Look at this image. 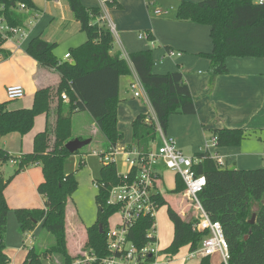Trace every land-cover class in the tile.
<instances>
[{"label":"trees","instance_id":"16d2710c","mask_svg":"<svg viewBox=\"0 0 264 264\" xmlns=\"http://www.w3.org/2000/svg\"><path fill=\"white\" fill-rule=\"evenodd\" d=\"M66 2L79 24V31L87 37L85 43L70 50L69 61L58 60L54 54L57 45L41 38L33 39L26 49V54L39 67L53 70L59 75L57 88L53 91L46 88L37 90L32 106L28 109L9 110L11 101L0 103V138L11 134L25 136L32 130L36 117H49L50 111H54L53 123L46 122L44 131L35 135L29 154L13 157L0 148V164L7 165L12 158L17 161L12 176L5 179L0 175V264L9 263L4 254L9 212L4 190L15 175L35 165L41 168L43 176L37 193L45 200L44 208L15 210L18 231L21 234L32 232L40 223L42 230L52 235L54 244L40 253L34 247L30 248L22 264H41L42 260H52L53 257L60 264H71L76 258L69 252L65 222L68 199L78 188L74 174L64 172V163L71 156L65 144L74 139L70 115L79 111L88 112L108 148L115 147L122 139L117 129L119 79L129 75L128 66L121 54L114 51V39L101 21L100 8H87L80 0ZM20 5H24L26 10L35 7L33 0H0V17L9 26L24 29L25 15L19 10ZM106 6H115V1L106 0ZM174 19L210 27L212 51L205 57L209 59L208 73L212 78L227 74V58L264 59V0L262 4L255 0L181 2ZM4 42L0 40V54L7 57L8 54L2 50ZM129 59L162 130H166L170 116L195 113L190 90L179 71L166 75L154 74L151 50L131 54ZM54 93L59 97L58 100L65 95L66 105L60 100L56 106H52ZM145 119L146 115H139L133 120L132 144L149 151L156 133L154 126L146 123ZM213 136L217 139V146L225 148L239 146L247 134L238 129H221L214 131ZM89 153L74 154L80 155V167L84 164L83 158ZM195 158L201 160L192 166L194 176H204L206 180L198 200L209 219L221 225L228 246V264H264V168H219L203 155H196ZM100 175V180L94 183L99 186L96 188L97 220L85 231L83 250H91L98 258H105L110 256L105 234L108 219L113 214V210L106 205V198L108 183H117L115 166L101 165ZM184 192L185 185L177 176L175 188L166 194ZM156 201L158 208L165 204L160 191ZM167 215L173 226V239L161 254L172 258L183 247H188L189 252L196 251L207 234L193 230L200 220L198 213L186 220L168 208ZM252 216H255L253 223L250 222ZM150 227L151 220L139 221L131 230L129 241L137 248H142L148 243L146 234ZM152 260V257H148L142 264ZM198 264H211L210 257L200 259Z\"/></svg>","mask_w":264,"mask_h":264},{"label":"crops","instance_id":"0c3cea01","mask_svg":"<svg viewBox=\"0 0 264 264\" xmlns=\"http://www.w3.org/2000/svg\"><path fill=\"white\" fill-rule=\"evenodd\" d=\"M80 1L83 6L87 8H100L102 12L101 21L105 24L108 19L110 25L114 27V31L116 30L118 32V46L117 48L114 46V51H118L121 54V57L125 60L129 69V75L119 79L117 129L122 134L121 140L124 144L120 140L116 146L123 147L133 145V120L139 115L153 113L145 90L129 59L131 54L144 50H151L153 73L156 75H166L171 72L179 71L193 99L195 113L193 115L170 116L167 128L165 131L163 130L167 137L175 141L177 149L187 157L202 155L205 151V145L209 143L213 137L214 131L221 129L243 130L247 136L239 146L225 148L217 147V149H209V152H216L219 157L223 159L226 168H234L236 170H255L264 168V59L227 58L225 61L227 74L212 78L208 73L210 62L209 59L205 57V55L210 54L212 51L210 27L192 22L176 21L174 19L175 11L181 2L197 3L205 0H114L115 6L110 8L106 6V3L103 5L101 3L102 0ZM256 2H258V0ZM33 3L35 5L33 9H25L22 11L25 15V21L28 20L29 22V20L32 19L38 21L41 19L42 12L39 8L42 7L38 5L35 0H33ZM42 6L46 11L51 12V14L53 13V15H57L52 12L53 9L59 11L61 15L59 24L69 19V15L63 10L66 5L64 6L60 0H48ZM169 9H172L173 12H167L160 16L154 14L156 10L167 11ZM49 17L50 14H45L36 26L32 25L33 27L29 25L26 27L24 24L23 30L25 36L22 39L13 37L5 41L2 45V50L6 52L8 56L5 57L3 54H0V103L8 102L5 93L7 87L20 86L24 89L25 93L24 98L20 99H24L23 104L18 105L17 103L14 104V106L8 104L9 110L28 109L32 106L33 97L37 90L46 88L53 91L58 86L59 75L53 70L39 67L37 63L26 54L29 43L35 38H41L51 43V40L42 38L43 30L40 29L42 21L47 20ZM68 23L72 24L74 29L79 31V24L75 19L72 23L71 21H68ZM141 31H143V33L139 34ZM144 33L151 36L152 40L148 38L149 41H146L138 38L139 35ZM64 34L67 39L73 37V34H71L69 30H65ZM151 42H153V47L151 46ZM73 48L76 47L70 45L69 52L65 53L61 60L57 59L60 61H69L70 58L65 59L64 57L69 54L70 50ZM135 81H138L142 87L146 99H144V97L143 99L134 98L133 92L130 89V84ZM58 98L59 97L56 96L55 93L52 94V106H56L60 100L63 105H66L67 99L62 100V96L59 100ZM53 112L54 111H50L49 117L40 115L35 118L33 129L30 131V134L27 135L29 138L26 148L23 147V144L24 138L27 136H18V134H12L13 138L18 136L20 138V144H22V147L14 151L17 154H10L9 151L11 150H6L2 146H0V148L13 156L29 154L32 151V143L35 135L44 131L46 122H49V124L53 123ZM35 126L36 130H34ZM127 136L130 137L129 141L127 140ZM1 139L2 138H0V141ZM76 139L82 140L84 138L79 136ZM156 140L157 134L155 141ZM154 142L151 143L150 149L155 147L153 146ZM107 146L108 145H106L103 150H107ZM159 171L160 180L157 183V189L158 193L159 191L161 192L165 201L168 195L166 192L172 191L175 188L177 176L171 172L174 174V186L172 189L165 188L164 179L166 174L170 171L167 172L163 167H160ZM0 175L2 176L3 173L0 172ZM15 176L12 178L13 181L11 180L12 182L10 181L11 183H9L4 190V197L9 209L6 221V233L4 236V254L9 259L8 264H16L19 261L20 264L23 263L27 251L34 247L31 243L32 239H34L38 230L41 228L39 223L32 232L21 234L18 231V223L14 211L18 209L40 210L44 208L45 202L44 198L38 193L36 196L34 193L30 192L31 187L29 185L31 183L29 179L34 182L33 187L36 189V192L38 185L43 181L41 168L39 166L35 165L28 167L20 172L16 178ZM24 176H28V179L24 178ZM27 186L29 189L25 191V187ZM7 193L11 194V198L7 197ZM184 193L178 195L185 197ZM169 196H173V198L178 197L172 194ZM30 198H37V203L40 202L41 206L37 204L32 205L30 203ZM176 213L182 218L184 216L186 217V214L182 210ZM171 227L173 239V226ZM156 239L157 248L159 250L158 262L161 258L164 262H167L166 264H177V262L173 263L174 257L169 258L161 254V251L166 249L171 242L166 248H161L159 246L157 224ZM27 240H30V248H28L26 243ZM84 245L85 243L76 247L74 254H70L77 257L83 250ZM183 250H185V254L182 257L183 260L187 262L196 260L194 261L195 264L199 263L200 259L189 257L191 252H189L188 247L181 248L179 253ZM177 255L175 257H177ZM211 257L210 262L212 261ZM182 258H179L178 264H183L180 263ZM44 261L52 263V260L47 258L44 259ZM187 264H192V262ZM211 264L214 263L211 262Z\"/></svg>","mask_w":264,"mask_h":264},{"label":"built area","instance_id":"2783aa9c","mask_svg":"<svg viewBox=\"0 0 264 264\" xmlns=\"http://www.w3.org/2000/svg\"><path fill=\"white\" fill-rule=\"evenodd\" d=\"M262 2L263 0H258L259 4ZM101 3L104 5L106 0H102ZM19 10H25L24 5H20ZM166 13L156 10L154 14L160 16ZM110 30L114 31V27L111 25ZM24 36L23 29L9 26L0 17V40L7 41L13 37L22 39ZM138 38L149 41V35L146 33L139 35ZM151 46L153 47V42H151ZM64 58L69 59L70 55L67 54ZM130 89L134 98L143 99L144 97L146 99L138 81L130 84ZM5 93L8 101H17L25 96L24 89L20 86L7 87ZM62 100H66L65 95H62ZM145 122L154 126L155 132L159 136L160 144L155 146V149L144 151L130 145L110 147L102 151L94 150L89 153L98 158L101 165L115 166L117 183L113 185L108 183L106 205L113 210L112 215L119 216V223L113 230L107 228L105 234L109 257L98 258L93 251L82 250L71 264H142L148 257L153 258L152 262L148 264H159L155 218L158 210L156 196L158 194L157 183L160 180V167L181 178L185 185V197L192 202L200 217L199 222L193 226V230L207 233L200 247L191 252L189 257L202 259L218 254L221 263L228 264V246L221 225L209 219L198 200V194L205 187L206 180L204 176H194L192 166L201 159L187 157L179 151L175 141L163 132L154 113L146 115ZM217 147V139L213 136L205 145L202 155L211 159L217 167L226 168L223 159L216 152H209V149H217ZM16 162L14 158L9 161L11 165H15ZM97 187L99 186L96 184ZM143 219L151 220V227L146 234L148 243L142 248H137L129 241L128 237L131 230Z\"/></svg>","mask_w":264,"mask_h":264},{"label":"rangeland","instance_id":"374dc122","mask_svg":"<svg viewBox=\"0 0 264 264\" xmlns=\"http://www.w3.org/2000/svg\"><path fill=\"white\" fill-rule=\"evenodd\" d=\"M46 1L48 0H35V2L38 5H41L42 7V8L38 7L42 12L41 19L45 14H50V17L47 20H43L42 23L40 24V29L43 30L42 38L49 39L51 40L50 41L51 43L55 42L57 44V48L55 49L54 53H55V56H57V58L61 60L64 54L69 52L70 45H73L74 47H78L82 45L83 43H85L87 37L85 33L79 32L77 29L75 30L74 26L68 23V21H71L72 23L74 19H73L72 13L69 11V7L67 5L66 0H60V2L64 6L66 5L63 10L66 11V13L69 15V19L62 24H59L60 16H61L59 11L53 9L52 12L57 14V15H53V13L51 14V12L46 11V9L42 6L45 4ZM166 12H173V10L169 9ZM41 19H39L38 21L32 19V20H29V22L28 20H26L24 24L26 27H28L27 25L36 26L38 22L41 21ZM105 25L110 30V21L108 19ZM65 30L66 31L69 30L70 33L73 34V37H71L70 39H67L66 35L64 34ZM111 33L114 37V42H115L114 46L115 48H117L118 32L115 30L113 32L111 31ZM140 33H143V31L139 32V34ZM23 102H24V99L17 100V101H11L9 102V105L14 106V104H17V103L18 105H20V104H23ZM70 119H71L72 138L76 139L77 137L80 136L84 138L83 140L91 139V143L89 145L83 147L82 149L78 151L79 154H85L88 152H92L93 150L100 151V150L105 149L107 142L102 136V134L97 130L95 123L92 117L88 114V112L86 111L74 112L73 114L70 115ZM34 130H36V126ZM29 134L30 132L27 135ZM18 136H15L13 138V135L11 134V135H8L2 138L0 141V146H2L6 150H11L9 151L10 154H17L14 151H16L17 148L22 147V144H20V141H19L20 138ZM28 138L29 136L24 138V144H23L24 148L28 146ZM129 139L130 137L127 136L128 141ZM122 143L124 144L123 141ZM159 144H160L159 136L157 135V140L154 142L153 146L157 147ZM156 147H154V149ZM83 160H84V164H82L80 167L79 166L80 155L79 156L71 155L70 157L66 159L64 163V172L73 173L78 183V188L76 192L71 196L70 199H68V202L66 205V211H65L67 245L70 250V253L72 254H74L76 247H79L85 243L86 229L92 226L97 220L98 205L96 203V195L98 191L94 183L95 181L100 180L101 178V175H100L101 163L98 158L92 156L91 154L85 156ZM13 166L15 165H11L10 163L8 165L0 164V172L3 173L2 176L5 179H8L10 176L14 174L15 169ZM19 174H17L15 178ZM24 178L28 179V176H24ZM29 181L31 183L29 185L31 187L30 192L34 193V195L37 196L36 189L33 187L34 182L31 181L30 179ZM164 183L166 186L165 188L172 189L174 186V174H172L171 172L167 173L164 179ZM28 189H29L28 186L25 187V191H27ZM177 196L178 197L173 198V196L167 195L165 199V204L161 206L157 210V213H156L155 222L157 224V229L159 233V246L161 248H166L172 239V227H171L172 225L167 215L168 208L172 209L175 212L177 211L179 212L180 210L184 211V213L186 214V217L184 216L183 218H185L186 220H188L193 214L197 213L193 207L192 202L189 199L182 197V195H177ZM7 197L11 198V194L7 193ZM30 203L32 205L37 204L38 206H41L40 202L37 203V198H30ZM12 215L14 216L13 212H12ZM118 223H119V216L112 215L108 219L107 228H109V230H113ZM26 243L28 245V248H30L29 245L32 243L35 248V251L40 253L41 251H44L50 248L54 244V238L52 237V235L47 234L46 232L42 230V228H40L37 234L35 235L34 239H32V242L30 243V240H27ZM184 254H185V250L180 252L177 255V257L173 258V263L177 262L178 264L179 258H182ZM211 258H212V261H211L212 263L214 264L221 263V259L218 254L213 255ZM51 259H52V263L49 261L43 260L41 264L59 263L56 257H53ZM161 261L163 260L160 258L159 264L167 263L164 261L160 263ZM194 261L196 260L187 262L186 260H183L182 258L180 260V263L187 264V263L192 262V264H195ZM16 264H20V261L17 262Z\"/></svg>","mask_w":264,"mask_h":264},{"label":"water","instance_id":"95a60500","mask_svg":"<svg viewBox=\"0 0 264 264\" xmlns=\"http://www.w3.org/2000/svg\"><path fill=\"white\" fill-rule=\"evenodd\" d=\"M91 143V139H86V140H79V139H73L69 141L68 143L65 144V149L71 154H75L78 152L80 149L83 147L89 145ZM255 216H252L251 223L254 222ZM100 228V233H102V226H99Z\"/></svg>","mask_w":264,"mask_h":264}]
</instances>
